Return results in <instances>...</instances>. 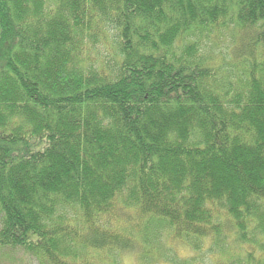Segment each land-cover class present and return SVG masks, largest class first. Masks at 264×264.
<instances>
[{
  "label": "trees",
  "instance_id": "obj_1",
  "mask_svg": "<svg viewBox=\"0 0 264 264\" xmlns=\"http://www.w3.org/2000/svg\"><path fill=\"white\" fill-rule=\"evenodd\" d=\"M206 241L264 264V0H0V248Z\"/></svg>",
  "mask_w": 264,
  "mask_h": 264
},
{
  "label": "rangeland",
  "instance_id": "obj_2",
  "mask_svg": "<svg viewBox=\"0 0 264 264\" xmlns=\"http://www.w3.org/2000/svg\"><path fill=\"white\" fill-rule=\"evenodd\" d=\"M227 42L222 41L220 43V47H226ZM173 241H170L171 244ZM200 248L190 250L188 247H184L182 245L177 247L178 258L187 259V263L189 264H219L221 261L225 259V254L221 256L219 251L221 247L211 246L209 247L207 241L204 243H200ZM222 247L228 246V241L224 244H220ZM235 248L234 245L231 246ZM0 264H33L28 255L23 253L18 249H4L0 248ZM119 264H170L163 260H159L158 262H146L140 263L133 254H126L122 257Z\"/></svg>",
  "mask_w": 264,
  "mask_h": 264
}]
</instances>
